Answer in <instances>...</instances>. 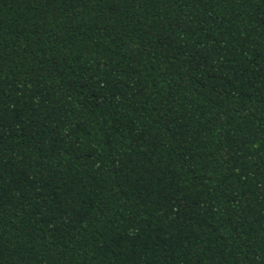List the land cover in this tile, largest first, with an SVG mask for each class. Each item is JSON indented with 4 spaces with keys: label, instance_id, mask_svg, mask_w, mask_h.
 Instances as JSON below:
<instances>
[{
    "label": "trees",
    "instance_id": "obj_1",
    "mask_svg": "<svg viewBox=\"0 0 264 264\" xmlns=\"http://www.w3.org/2000/svg\"><path fill=\"white\" fill-rule=\"evenodd\" d=\"M0 264H264V0H0Z\"/></svg>",
    "mask_w": 264,
    "mask_h": 264
}]
</instances>
